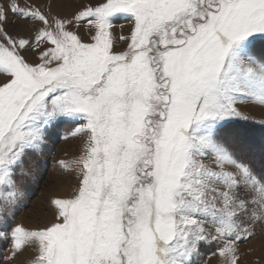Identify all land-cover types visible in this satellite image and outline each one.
Masks as SVG:
<instances>
[{
  "label": "snow or ice",
  "instance_id": "obj_1",
  "mask_svg": "<svg viewBox=\"0 0 264 264\" xmlns=\"http://www.w3.org/2000/svg\"><path fill=\"white\" fill-rule=\"evenodd\" d=\"M244 104L264 109V0H0V262L246 264L264 121ZM65 125L75 184L16 223Z\"/></svg>",
  "mask_w": 264,
  "mask_h": 264
},
{
  "label": "rangeland",
  "instance_id": "obj_2",
  "mask_svg": "<svg viewBox=\"0 0 264 264\" xmlns=\"http://www.w3.org/2000/svg\"><path fill=\"white\" fill-rule=\"evenodd\" d=\"M64 11L70 10L65 9ZM9 19H12L11 13H9ZM9 31L14 32L15 28L10 27ZM240 109L250 119L264 121V109L260 106L244 104L240 105ZM71 131V125L62 126L58 134L53 135L47 141L46 154L40 157L41 165L36 169V182L31 183L28 188L27 207H22L19 210L15 217L16 223H22L24 226L33 229L43 227L52 219L51 199L70 194L75 184L74 174H65L59 168L58 161L71 160L80 153V140L72 137ZM65 135L69 137L66 140L63 138ZM68 154L71 156L68 157ZM10 247V243L0 242V256L7 255ZM243 247L255 249L247 254L246 264H264V246L261 245L260 241H253L250 245ZM28 259V253L21 257L25 264H27ZM0 264H6V262H0ZM208 264H218V258L212 256L208 260Z\"/></svg>",
  "mask_w": 264,
  "mask_h": 264
},
{
  "label": "crops",
  "instance_id": "obj_3",
  "mask_svg": "<svg viewBox=\"0 0 264 264\" xmlns=\"http://www.w3.org/2000/svg\"><path fill=\"white\" fill-rule=\"evenodd\" d=\"M70 140H71V139H70ZM67 142H69V141H67ZM73 155H74V154H73ZM64 156H65V155H64ZM69 156H71V154H68V157H69Z\"/></svg>",
  "mask_w": 264,
  "mask_h": 264
}]
</instances>
